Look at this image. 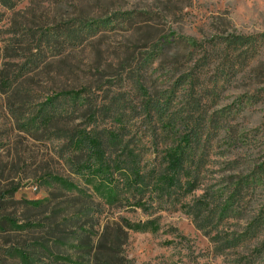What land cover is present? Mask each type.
<instances>
[{"label":"rangeland","instance_id":"rangeland-1","mask_svg":"<svg viewBox=\"0 0 264 264\" xmlns=\"http://www.w3.org/2000/svg\"><path fill=\"white\" fill-rule=\"evenodd\" d=\"M11 3L0 2V264H236L241 255L252 253L257 241L218 250V230L200 229L179 207L149 208L121 195L108 203L96 194L97 183L73 171L78 152L58 133L69 134L79 122H84L81 129L89 124L85 116L74 118L69 106L85 87L96 107L116 101L118 93L129 103L132 114L121 119L129 138H159L161 122L143 110L136 78L151 95L163 94L173 84L165 79L170 71L178 76L186 68L194 71L195 61L188 57L193 47L192 56L205 63L195 70L207 80L227 58L231 37L260 36L255 54H227L232 58L225 62L233 65L236 79L210 106L226 110L221 121L236 142L222 153L210 152L202 186L183 201L201 196L212 180L242 174L249 158L264 149V100L247 102L260 83L264 88V0ZM115 11L131 14L112 23ZM214 55L219 60L212 62ZM130 69L134 73L126 74ZM44 108L52 120L29 130ZM117 119L105 110L87 128L98 123L101 129L112 128ZM241 133H257L261 140L238 145ZM219 166L224 170L217 172ZM70 180L76 187L67 184ZM261 199L254 196L246 212L226 218L221 234L244 229Z\"/></svg>","mask_w":264,"mask_h":264},{"label":"trees","instance_id":"trees-1","mask_svg":"<svg viewBox=\"0 0 264 264\" xmlns=\"http://www.w3.org/2000/svg\"><path fill=\"white\" fill-rule=\"evenodd\" d=\"M0 2L4 6L12 5L11 0H0ZM129 14L131 13L115 11L110 21L113 23L121 17H129ZM259 38L260 36L231 37L226 42L228 51L225 59L232 58L227 55L231 53L239 56L243 54L245 55L243 57H246L250 51L255 54ZM155 47L160 50V44H155ZM190 49L191 55L188 57L195 61L194 71L190 69L188 72L186 68L180 76L170 71L165 79L173 80V84L167 86L163 94L151 95L147 86L136 78L138 90L142 92L144 102L142 108L150 118L154 114L161 122V137L155 135L149 139L132 140L124 132L128 126L122 124L121 120L132 114L127 107L129 103L122 101L118 93L115 95L118 97L116 101L96 107L91 97L92 91L86 90L85 87L74 93L72 105L69 104L74 118L85 116L89 126L93 123V118L102 116L106 110L118 116L120 120L112 122L115 128L102 129L98 126L99 123L96 126L92 125L91 128L85 126L81 129L80 126L84 122H79L69 134L58 133V135L60 138L68 139L69 148L78 152L77 159L72 163L73 171L89 184L97 183L98 186L94 187L96 194L107 199L108 203L116 201L121 195L126 201L134 200L133 202L140 206L146 203L149 208L157 204L158 208L179 207L194 218L200 229L210 225L218 230L214 238V241L218 242V250H233L242 244L247 247L248 242L257 241V247L252 253L241 255L235 261L236 264H264L263 147L249 158V166L242 174L226 177L219 183L212 180L206 185L201 196H197L189 203L183 201L188 194L202 186L206 175L203 171L205 165L209 163L210 152L216 148L217 152L222 153L236 142L229 127L221 121L226 110L223 108L212 110L210 106L218 100L224 88L236 79L237 72L233 65H228L223 59L212 72V77L201 80L202 70L195 68L202 69L205 63L203 59L197 60L198 58L192 56L196 51L195 48ZM217 60H219L217 55L210 59L212 62ZM182 64L186 63L182 62ZM130 71L131 69L126 71V74L134 73ZM260 86L261 83L257 93L247 99L251 105L264 100L260 97V94L264 93V88ZM8 91H11V88ZM205 99L209 101L203 104L202 101ZM231 112L228 110L227 113ZM39 113L36 119L31 120L34 116L30 117L31 121L29 120L27 126L29 130H39L52 120L47 108ZM119 121L120 125H118ZM239 137L238 145L247 140L258 143L260 139L257 133L255 136L241 133ZM262 141L264 143V139ZM232 164L238 166L237 161ZM224 168L227 169L226 166ZM223 170V166H219L217 172ZM67 184L76 187L71 180L67 181ZM258 194L259 198H262L260 205L256 206L246 227L237 231H227L228 233L223 236L220 226L224 220L236 216L237 213L246 212L250 207V200ZM145 197L148 199L142 200ZM137 198H141L142 201H138ZM24 257L28 258L26 254Z\"/></svg>","mask_w":264,"mask_h":264}]
</instances>
